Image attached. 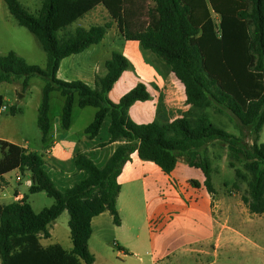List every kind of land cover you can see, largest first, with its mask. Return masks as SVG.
I'll return each instance as SVG.
<instances>
[{"label":"trees","instance_id":"1","mask_svg":"<svg viewBox=\"0 0 264 264\" xmlns=\"http://www.w3.org/2000/svg\"><path fill=\"white\" fill-rule=\"evenodd\" d=\"M151 2L153 7L147 10L149 22L143 26L141 0H42L35 16L19 0H4L9 14L36 37L47 56L43 70L29 65L15 52L0 54V84L20 82L24 92L31 78L45 81L36 121L45 149L49 147L53 92L64 98L62 130L71 125L76 100L81 109H96L84 131L86 138H95L109 118L107 143L118 146L101 167L84 155L78 156L74 167L77 173H83V178L60 191L49 175L47 166L52 165L44 154L0 140V180L17 170L29 178L30 194L44 192L54 201L38 213L25 195L8 204L0 202V264H94L95 257L88 246L91 220L106 211H117V177L135 152L140 160L154 163L165 174H170L179 162L199 169L205 177L204 187L213 197L216 191L208 145L222 143L231 159L242 164L240 169L233 161L228 163L235 176L231 187L240 190L245 184L247 193L241 196V202L250 214H264V143L258 144L264 126V0ZM98 5L107 11V22L88 29L72 28ZM112 24L124 40L138 42L169 68L184 88L186 105L208 107L225 116L238 136L216 128L207 118L195 128L184 118L162 126L134 123L128 115L129 108L151 96L138 83L118 103L109 100L108 93L121 74L132 68L117 52L105 62L107 74L96 76L93 88L81 81L58 80L56 72L61 60L98 44ZM2 106L4 96L0 95V109ZM9 113L14 116L17 109L11 107ZM246 132L251 140L249 146L243 143ZM190 184L199 186L196 181ZM64 211L69 216L71 249L58 244L44 248L40 239L51 237L48 226ZM112 219L115 225L120 224L117 213Z\"/></svg>","mask_w":264,"mask_h":264},{"label":"crops","instance_id":"2","mask_svg":"<svg viewBox=\"0 0 264 264\" xmlns=\"http://www.w3.org/2000/svg\"><path fill=\"white\" fill-rule=\"evenodd\" d=\"M103 12L109 18L105 8L98 5L79 20ZM113 52L122 54L132 68L121 74L108 93L109 100L118 103L120 98L138 83L143 84L151 96L150 100L136 102L129 108L128 115L134 123H155L162 126L174 119L184 118L191 128H195L201 119L207 118L216 128L238 136V132L225 116L214 113L208 107L186 105L184 88L169 68L150 52L143 50L138 42L124 40L115 24H112L98 44L62 59L56 78L65 82L81 81L93 88L95 77H104L107 74L105 62L111 58ZM127 52L131 56L127 55ZM141 64L151 69V73L144 72L143 67H140ZM75 108H79L76 100L73 105L71 125L66 131L60 126L61 113L51 117L49 111L51 120L49 147L45 149L43 144L41 147L42 153L55 167V169L49 168L48 165V172L50 173L52 169L54 173L59 174L58 181L65 187L63 190L83 178V173H77L74 167V160L78 156L84 155L97 167H101L118 146V143H107L109 118L105 119L102 132L100 130L93 139L86 138L84 133L93 120L85 126L82 135L77 137L72 135ZM102 144L104 145L101 146ZM14 145L29 150L24 145ZM212 169L215 173V169L213 167ZM14 172L18 171L14 170ZM8 175L9 173L5 174L3 180H0V202L3 204L18 201L24 196L18 193L11 197L1 190L2 185L9 180ZM204 180L205 177L199 169L191 168L184 163L179 162L170 174H165L154 163L142 161L136 152L133 153L117 177L120 192L116 199V209L120 224L115 225L113 215L107 211L91 220L92 234L88 246L95 257L94 264L97 257L90 248L93 238L103 242L112 239L113 246L117 249L114 252L116 257L138 258L140 264H160L179 253L184 256L196 254L200 257L209 256L211 252L215 254L221 243L229 237L225 234L237 233V231L229 225L222 204H216V194L213 197L208 194ZM190 181H196L199 186L191 185ZM6 198L12 200L2 202ZM49 233L51 236L50 231ZM41 245L46 248L53 244ZM70 249L71 247L66 250ZM132 249L140 250L147 257L146 261L138 257L137 253H130Z\"/></svg>","mask_w":264,"mask_h":264},{"label":"rangeland","instance_id":"3","mask_svg":"<svg viewBox=\"0 0 264 264\" xmlns=\"http://www.w3.org/2000/svg\"><path fill=\"white\" fill-rule=\"evenodd\" d=\"M22 6L34 15L41 5V0H19ZM144 7L140 24L145 26L149 22L147 10L153 7L151 0H141ZM217 21V17H213ZM109 18L104 14H95L85 17L72 25V28L82 27L88 28L94 24H103ZM15 52L21 56L29 65L37 66L40 69H45L47 63L46 53L43 51L39 41L26 28L17 24L15 19L9 14L4 0H0V54ZM136 57L137 51L135 50ZM127 55L131 56L127 52ZM146 73H151V69L143 64ZM148 69V70H147ZM45 81L39 77H33L29 81V87L22 92L20 82L13 84H0V95L4 96V105L6 111L0 115V139L7 140L17 145H24L29 151H33L38 155H43L41 134L36 125L37 109L41 102L42 89ZM63 98L58 93L51 94L50 97V114L58 116L61 113ZM17 109L16 115L9 113L10 108ZM94 108H75L74 121L71 128V133L74 136H80L83 129L94 118ZM105 125H103V128ZM233 127V125H232ZM234 128V127H233ZM234 130L238 132L235 128ZM102 132V130H101ZM243 140L247 146L251 144V140L245 133ZM264 143V126L259 136L258 144ZM208 157L211 161L215 173L212 174V183L216 191L215 202L217 205L222 204L223 212L229 220V225L234 228L237 233L228 232L225 236H229L227 240L221 243L220 248L215 254L210 253L209 256L200 257V255L184 256L176 254L160 264H264V214L252 215L243 205L240 198L247 192L245 184L240 186V190H234L231 186L235 180L234 171L229 168L228 163L234 162L237 168L242 169V164L231 159L230 152L225 145L216 142L208 145ZM1 157V154H0ZM52 168V166H49ZM55 169V168H53ZM52 172V173H51ZM50 176L58 190H63L65 187L59 184V174L54 173L50 169ZM19 178V180H18ZM8 179L2 185V191L8 196H15L21 193L27 196V201L30 203L34 212L38 213L43 208L50 207L53 204V199L46 196L44 192L30 194L28 187L30 181L24 174L11 172ZM228 185L224 187V185ZM12 199L6 198L2 202H10ZM141 209L140 203L138 204ZM117 213V211H116ZM68 213L64 211L48 229L51 232L50 240L41 239L40 243L59 244L62 248L71 247V241L68 228ZM91 250L96 254V264H140L138 258L133 257H116L114 252L117 249L113 246V240L102 241L93 238L90 242ZM130 253H137L138 257L145 259L147 257L138 249H132ZM127 253V251H124Z\"/></svg>","mask_w":264,"mask_h":264},{"label":"built area","instance_id":"4","mask_svg":"<svg viewBox=\"0 0 264 264\" xmlns=\"http://www.w3.org/2000/svg\"><path fill=\"white\" fill-rule=\"evenodd\" d=\"M6 109H7L6 106H2L1 109H0V112H4V111H6ZM18 180H19V178H18Z\"/></svg>","mask_w":264,"mask_h":264},{"label":"water","instance_id":"5","mask_svg":"<svg viewBox=\"0 0 264 264\" xmlns=\"http://www.w3.org/2000/svg\"><path fill=\"white\" fill-rule=\"evenodd\" d=\"M111 214L114 216V215H116V212H111Z\"/></svg>","mask_w":264,"mask_h":264}]
</instances>
